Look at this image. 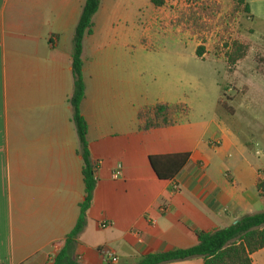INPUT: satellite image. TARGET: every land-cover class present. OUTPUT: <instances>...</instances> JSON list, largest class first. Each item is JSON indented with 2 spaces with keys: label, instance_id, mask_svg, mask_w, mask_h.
I'll use <instances>...</instances> for the list:
<instances>
[{
  "label": "crops",
  "instance_id": "0c3cea01",
  "mask_svg": "<svg viewBox=\"0 0 264 264\" xmlns=\"http://www.w3.org/2000/svg\"><path fill=\"white\" fill-rule=\"evenodd\" d=\"M245 2L255 35L264 40V0ZM85 3L0 0V264H54L86 199L70 103L73 38ZM108 4L102 0L101 19L98 12L94 34L84 41L82 115L97 186L75 247L78 264H136L195 247L197 232L264 212L258 188L264 179V62L251 50L234 65L239 84L253 93L245 103L257 105L250 114H224L219 101L218 112L206 118L189 105L176 126L144 132L141 110L186 101L173 100L175 88L158 83L154 71L120 63L117 39L124 32L116 28L121 19H105ZM222 62L215 59L218 75ZM178 154L190 155L187 166L174 180H161L150 158ZM252 260L264 264V249Z\"/></svg>",
  "mask_w": 264,
  "mask_h": 264
},
{
  "label": "rangeland",
  "instance_id": "374dc122",
  "mask_svg": "<svg viewBox=\"0 0 264 264\" xmlns=\"http://www.w3.org/2000/svg\"><path fill=\"white\" fill-rule=\"evenodd\" d=\"M108 5L105 19H121L116 28L124 32L117 39L121 64L154 71L158 83L175 88L173 100L195 106V116L211 118L219 101L224 114L255 110L256 104L245 103L253 93L239 84L233 75L236 68L229 63L237 42L246 54L255 50L254 57L264 62V40L255 35L256 25L240 0H164L161 6L152 0H109ZM99 15L95 19H101ZM199 48L207 60L197 56ZM215 59L226 63L220 64V75L214 72Z\"/></svg>",
  "mask_w": 264,
  "mask_h": 264
},
{
  "label": "trees",
  "instance_id": "16d2710c",
  "mask_svg": "<svg viewBox=\"0 0 264 264\" xmlns=\"http://www.w3.org/2000/svg\"><path fill=\"white\" fill-rule=\"evenodd\" d=\"M102 0H86L79 23L74 32L72 67L74 77V92L70 100L73 110V122L76 126L80 150L84 161V182L86 199L80 206V217L73 231L67 236L66 246L55 258L54 264H78L74 259L78 238L84 232L88 211L93 203V195L97 186L96 170L88 141V123L82 115V103L86 97V83L84 77V41L87 36L94 34V18L101 8ZM161 6L164 0H152ZM240 5L249 7L245 0ZM197 56L203 58L204 49L197 50ZM246 56V48L238 42L233 46V53L229 55L231 65ZM190 113V108L184 103H160L151 108H145L139 113L140 127L144 132L176 126ZM189 154L168 156H153L150 158L152 167L161 180L171 181L187 166ZM258 188L264 194V181L260 180ZM198 244L189 249H180L164 254H152L142 258L136 264H166L193 258H202L204 264H253L252 255L264 249V212L246 215L229 228L214 232H197ZM106 264H115L107 262Z\"/></svg>",
  "mask_w": 264,
  "mask_h": 264
},
{
  "label": "built area",
  "instance_id": "2783aa9c",
  "mask_svg": "<svg viewBox=\"0 0 264 264\" xmlns=\"http://www.w3.org/2000/svg\"><path fill=\"white\" fill-rule=\"evenodd\" d=\"M120 175H121V167H119V169L114 173V179H119ZM260 180H263L264 181L263 178H260ZM175 189L176 190H179V187L178 186H175ZM116 262H117V259H114L112 261V263H116Z\"/></svg>",
  "mask_w": 264,
  "mask_h": 264
}]
</instances>
